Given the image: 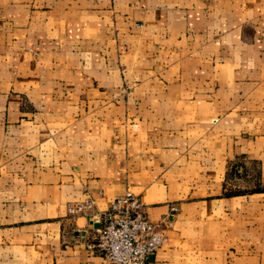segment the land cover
<instances>
[{
    "label": "crops",
    "instance_id": "0c3cea01",
    "mask_svg": "<svg viewBox=\"0 0 264 264\" xmlns=\"http://www.w3.org/2000/svg\"><path fill=\"white\" fill-rule=\"evenodd\" d=\"M127 189L152 264H264V0H0V264H108Z\"/></svg>",
    "mask_w": 264,
    "mask_h": 264
},
{
    "label": "built area",
    "instance_id": "2783aa9c",
    "mask_svg": "<svg viewBox=\"0 0 264 264\" xmlns=\"http://www.w3.org/2000/svg\"><path fill=\"white\" fill-rule=\"evenodd\" d=\"M94 206L91 195L68 204L70 213L86 214L98 222L88 235V250L98 251L108 264H152L151 257L165 240V232L161 221L148 217L140 196L127 189L114 195L106 209L97 211Z\"/></svg>",
    "mask_w": 264,
    "mask_h": 264
},
{
    "label": "water",
    "instance_id": "95a60500",
    "mask_svg": "<svg viewBox=\"0 0 264 264\" xmlns=\"http://www.w3.org/2000/svg\"><path fill=\"white\" fill-rule=\"evenodd\" d=\"M94 226H98V222H94Z\"/></svg>",
    "mask_w": 264,
    "mask_h": 264
}]
</instances>
